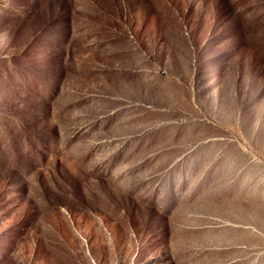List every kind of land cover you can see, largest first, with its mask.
Returning <instances> with one entry per match:
<instances>
[{"label": "rangeland", "instance_id": "obj_1", "mask_svg": "<svg viewBox=\"0 0 264 264\" xmlns=\"http://www.w3.org/2000/svg\"><path fill=\"white\" fill-rule=\"evenodd\" d=\"M0 264H264V0H0Z\"/></svg>", "mask_w": 264, "mask_h": 264}]
</instances>
